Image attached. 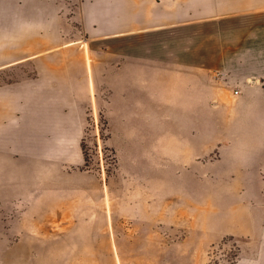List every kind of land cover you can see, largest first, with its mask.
Segmentation results:
<instances>
[{"label":"rangeland","instance_id":"obj_1","mask_svg":"<svg viewBox=\"0 0 264 264\" xmlns=\"http://www.w3.org/2000/svg\"><path fill=\"white\" fill-rule=\"evenodd\" d=\"M85 1L0 0V264L260 259L264 148L191 20L106 38Z\"/></svg>","mask_w":264,"mask_h":264},{"label":"crops","instance_id":"obj_2","mask_svg":"<svg viewBox=\"0 0 264 264\" xmlns=\"http://www.w3.org/2000/svg\"><path fill=\"white\" fill-rule=\"evenodd\" d=\"M148 0H86L85 18L90 24L98 20L104 37L133 31L132 10L150 8ZM159 13L148 18L143 27L149 29L169 23H192V40H199L192 49L205 67L220 71L221 78L239 88L235 116L230 119L244 135L257 137L250 148H264V0H156ZM125 14V21L120 16ZM162 13H161V11ZM169 10V11H165ZM169 19L166 22V17ZM125 31L118 30L120 25ZM103 30V32H102ZM121 31V32H120ZM120 32V33H118ZM70 42L68 44H71ZM249 179V178H245ZM253 255L240 257L234 264H264V225L253 226Z\"/></svg>","mask_w":264,"mask_h":264},{"label":"built area","instance_id":"obj_3","mask_svg":"<svg viewBox=\"0 0 264 264\" xmlns=\"http://www.w3.org/2000/svg\"><path fill=\"white\" fill-rule=\"evenodd\" d=\"M239 92H240V89H239V88H234V89H233V93H234V94H239Z\"/></svg>","mask_w":264,"mask_h":264}]
</instances>
